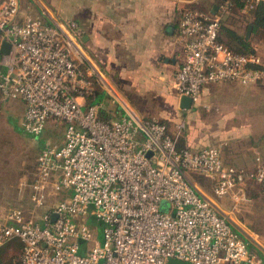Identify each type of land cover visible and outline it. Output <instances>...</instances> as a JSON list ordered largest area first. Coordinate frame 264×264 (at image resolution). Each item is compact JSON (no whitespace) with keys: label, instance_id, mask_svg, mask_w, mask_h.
Returning a JSON list of instances; mask_svg holds the SVG:
<instances>
[{"label":"built area","instance_id":"2783aa9c","mask_svg":"<svg viewBox=\"0 0 264 264\" xmlns=\"http://www.w3.org/2000/svg\"><path fill=\"white\" fill-rule=\"evenodd\" d=\"M233 1L225 0L217 14L185 9L179 18L183 61L173 87L192 104L206 85L264 78L256 53H235L217 38ZM258 1L245 0L241 11ZM20 9L19 0L0 2V95L25 103L23 128L32 136L42 135L49 122L64 124L63 142L41 148L30 187L37 208L46 205L50 188L69 196L38 219L8 209L0 216V247L20 241L22 264H261L187 176H208L212 197L240 202L248 186H264L260 158L250 169L228 166L222 141L199 150L179 146L182 125L172 135L163 122L131 113L102 119L94 85H109L81 45L77 24L44 22L30 13L20 20ZM98 228L101 243L92 241Z\"/></svg>","mask_w":264,"mask_h":264},{"label":"crops","instance_id":"0c3cea01","mask_svg":"<svg viewBox=\"0 0 264 264\" xmlns=\"http://www.w3.org/2000/svg\"><path fill=\"white\" fill-rule=\"evenodd\" d=\"M216 1L218 0H43L42 3L51 5L50 9L54 12L49 9L46 13L40 7V14L43 16L36 13L33 16L44 22H51L53 19L60 22L72 20L77 24L81 33V45L109 85V88L98 82L94 85L93 103L99 105L100 116L111 120L131 113L143 119L153 118L163 122L167 131L173 135L175 132L170 131L166 120L176 121L182 113L188 115L191 111H197L200 104L202 111H264V78L248 85L223 81L217 87L216 94L213 91L204 92L208 87L212 88L214 83L206 85L202 88L199 100L190 109L180 107V96L173 87L175 74L183 61L179 18L187 8L211 11ZM26 13L21 7L19 19L22 20ZM239 15L234 21L238 26H244L248 12L240 11ZM249 38L264 64V39L252 36L251 33ZM1 99L0 95V101ZM204 123L206 124L201 125L199 131L193 126L189 127L188 133L183 136L184 144L192 150H199L212 146V141L220 138L223 142V159V152L230 141L242 131L230 124L213 131L209 122ZM248 134L249 131L243 133V136ZM62 142L63 140L59 144ZM251 149L253 150L248 147L244 152H239L238 159L242 165H229L223 159L224 164L250 169L255 166L257 157L264 164V156L259 152L253 150L254 156L251 158L247 152ZM201 176L213 183L212 178ZM194 183L203 190L198 183ZM61 192L64 193V198L69 196V191ZM60 193L50 188L47 197ZM210 197L215 202L214 198L217 197ZM54 204L55 200L48 201L41 215ZM234 228L236 229L235 226ZM236 230L247 239L249 246L258 255L259 252L263 255L261 264H264V246H257L243 232Z\"/></svg>","mask_w":264,"mask_h":264},{"label":"rangeland","instance_id":"374dc122","mask_svg":"<svg viewBox=\"0 0 264 264\" xmlns=\"http://www.w3.org/2000/svg\"><path fill=\"white\" fill-rule=\"evenodd\" d=\"M19 1L23 11L31 15L40 14V7L45 11L51 8L47 2L43 4V0ZM233 26L239 32H244L242 25L238 26L235 23ZM221 84L222 82L214 83L211 85L212 88L208 87L204 92L213 91L216 94L217 87ZM213 104L215 107V103ZM24 108L25 104L19 99H1L0 101V214L6 213L10 208H20L26 217L38 219L44 207L34 206L30 187L36 172L37 157L46 143L59 144L63 140L64 124L55 125L49 122L42 135L32 136L23 128ZM169 121L166 120L170 131L173 132H176L177 125H182L180 136L188 133L190 126L199 131L201 125L206 124L204 122H209L213 131L224 127L225 124H230L242 131L230 141L232 144L230 143L223 152L226 164L242 165L238 159L239 152H244L248 147L264 156V111H215V109L202 111L200 104L197 111H191L188 115L182 113L178 115L176 121ZM248 131V136H243V133ZM217 141L222 140L215 138L212 144H216ZM253 150L251 149V152L247 150L251 158L254 156ZM187 176L193 183H198L209 195L212 194L211 180L194 172H188ZM63 194L61 192L59 195L47 197L46 203L50 200H55L56 203L64 198ZM245 196L244 201L239 203H235L228 196L221 199L213 198L236 229L243 232L257 246H264V187L250 185L247 187ZM92 241L102 242L99 228L93 233ZM90 244L92 243L89 242L88 245Z\"/></svg>","mask_w":264,"mask_h":264},{"label":"trees","instance_id":"16d2710c","mask_svg":"<svg viewBox=\"0 0 264 264\" xmlns=\"http://www.w3.org/2000/svg\"><path fill=\"white\" fill-rule=\"evenodd\" d=\"M225 0H218L215 5L219 7ZM245 4V0H234L227 13H224L220 20V27L218 30V40L228 47L231 51L244 55H251L256 53L252 45L251 38H246V30L248 24H252L251 34L252 36H258L264 39V0H259L253 8L248 11V17L245 19L246 24L243 26L244 32L241 33L233 24L236 16H239V12L242 10ZM192 10H198L195 8H187ZM208 12L218 11L213 9ZM255 68H262L260 65L252 66ZM104 120H108V117L100 116ZM179 146H185L183 136L178 138ZM264 187V186H261ZM247 190V188H246ZM22 244L17 239H12L5 245L0 247V264H22L21 263ZM260 258L263 259V255L259 252Z\"/></svg>","mask_w":264,"mask_h":264},{"label":"water","instance_id":"95a60500","mask_svg":"<svg viewBox=\"0 0 264 264\" xmlns=\"http://www.w3.org/2000/svg\"><path fill=\"white\" fill-rule=\"evenodd\" d=\"M213 10L216 11L217 10V6L214 5ZM251 29H252V24L248 25V28L246 30V34L245 37L249 38V35L251 33ZM7 43H4L3 45V49L7 50ZM180 107L183 109H190L192 107V100L188 97V96H180ZM148 155H150V153H148ZM55 219V214H52L51 216V220L53 221ZM167 264H190L187 262H183L180 260H176V259H169L167 261Z\"/></svg>","mask_w":264,"mask_h":264}]
</instances>
